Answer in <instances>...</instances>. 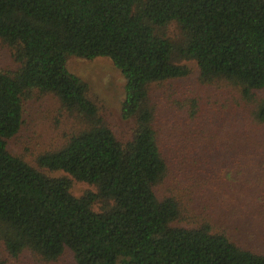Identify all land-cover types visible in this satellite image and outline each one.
Here are the masks:
<instances>
[{"label": "trees", "instance_id": "trees-1", "mask_svg": "<svg viewBox=\"0 0 264 264\" xmlns=\"http://www.w3.org/2000/svg\"><path fill=\"white\" fill-rule=\"evenodd\" d=\"M0 40L16 62L0 69V245L11 259L264 264V252L188 205L209 184L246 181L251 167L237 153L264 154V0H0ZM68 56L107 57L120 70L126 137L67 70ZM37 92L74 123L34 166L8 142ZM39 168L95 190L75 196L69 178ZM168 178L185 195L164 190Z\"/></svg>", "mask_w": 264, "mask_h": 264}, {"label": "rangeland", "instance_id": "rangeland-1", "mask_svg": "<svg viewBox=\"0 0 264 264\" xmlns=\"http://www.w3.org/2000/svg\"><path fill=\"white\" fill-rule=\"evenodd\" d=\"M171 33L176 31L170 25ZM191 68L192 80L197 74L196 65L184 62ZM16 62L8 46L0 40V69H15ZM67 70L79 77L87 86L88 97L98 106V111L104 121L113 129L119 138L127 136L130 123L121 112L124 99V77L107 57L83 59L68 56ZM24 121L18 134L8 142V148L15 154L22 156L30 164L36 165V158L41 153L61 144L73 125L74 120H67V113L60 106L58 99L52 94L35 93L25 104ZM237 149L234 150V153ZM222 164L224 159L229 160L230 146H222L215 153ZM214 154V155H215ZM238 154L240 168L250 165L251 168L241 171L246 175L245 184L239 181L232 190H223L218 185L209 184L201 190L198 197L188 202L192 210L198 214L210 215L217 227H227L228 234L240 245L251 248L257 253L264 252V154L252 156ZM51 177H67L71 181V192L81 196L87 190H95L93 185L78 181L63 171H50L39 168ZM163 186L178 194L185 195L184 191L172 183L168 178ZM185 203L186 198H183ZM22 262L11 259L6 250L0 245V264H39L29 257H22ZM59 262L72 264L70 254L64 255Z\"/></svg>", "mask_w": 264, "mask_h": 264}]
</instances>
